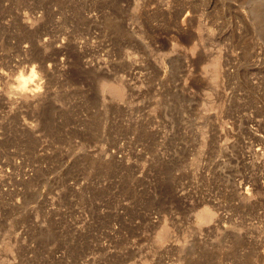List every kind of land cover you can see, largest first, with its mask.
<instances>
[{
  "label": "rangeland",
  "instance_id": "obj_1",
  "mask_svg": "<svg viewBox=\"0 0 264 264\" xmlns=\"http://www.w3.org/2000/svg\"><path fill=\"white\" fill-rule=\"evenodd\" d=\"M33 62L0 264H264V0H0V68Z\"/></svg>",
  "mask_w": 264,
  "mask_h": 264
},
{
  "label": "clouds",
  "instance_id": "obj_2",
  "mask_svg": "<svg viewBox=\"0 0 264 264\" xmlns=\"http://www.w3.org/2000/svg\"><path fill=\"white\" fill-rule=\"evenodd\" d=\"M0 76L5 78L0 83V94L12 102L13 107L45 93L46 79L38 63H23L11 72L0 68Z\"/></svg>",
  "mask_w": 264,
  "mask_h": 264
},
{
  "label": "bare ground",
  "instance_id": "obj_3",
  "mask_svg": "<svg viewBox=\"0 0 264 264\" xmlns=\"http://www.w3.org/2000/svg\"><path fill=\"white\" fill-rule=\"evenodd\" d=\"M256 21H260V20H256ZM211 66H213V74H214V77L216 76H218V66H219V61L216 59V60H214L211 64H210V67ZM107 83V82H106ZM105 82L102 84V86H103V89H106L108 92H110V94L114 97V98H117V99H121V98H123V95H124V89L122 88L123 86L121 85V86H119L118 84H114L113 85V83H107L106 84ZM207 209V208H206ZM210 209L208 210H203L199 215H198V219H199V221L200 222H207V221H209L212 217H211V215L212 214H210ZM212 213V212H211ZM164 232V231H163ZM162 235V234H161ZM164 236H165V232H164ZM164 236L163 237H161L160 236V238H161V241H162V239L164 238ZM164 240V239H163ZM8 248H10V247H8Z\"/></svg>",
  "mask_w": 264,
  "mask_h": 264
}]
</instances>
